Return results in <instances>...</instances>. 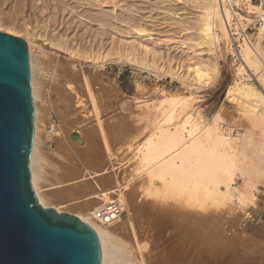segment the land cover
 <instances>
[{
	"label": "rangeland",
	"instance_id": "1",
	"mask_svg": "<svg viewBox=\"0 0 264 264\" xmlns=\"http://www.w3.org/2000/svg\"><path fill=\"white\" fill-rule=\"evenodd\" d=\"M59 2L55 6L49 0H0V23L14 26L23 33L0 32L23 39L28 49L32 45L39 68L35 81L37 106L41 113L37 170L41 175L39 186L43 191L48 187L53 191L50 207L66 205L61 209L63 212L78 214V205L72 202L73 199H84L102 188H115L119 180L120 189L126 196V204H123L126 209L121 221L110 230L119 231V242L132 245L135 264H264V186L258 184L260 179L255 180L256 203L243 205L237 197L214 203L215 200H207L208 196L206 199L204 194L200 196V192L195 196L196 192L193 194L190 188L185 190L171 182L172 186L168 183L166 188L160 180L151 181L149 177L150 182L148 173L140 172L135 152L148 137L157 134L159 128L173 129L187 113L193 114V123L199 127L214 126L219 117L218 128L226 137L237 138L245 133L248 126L241 119L238 107L225 102L227 89L237 82L244 80V83L261 89L253 71L248 70L243 78L238 74V68L243 64L242 56L237 59L228 49L229 41H224L223 52L216 55L220 77L212 84L209 82L210 86L206 79L205 84L201 79L203 83L200 85L201 80H195L194 74L193 80L192 74H188L186 61L190 50L204 48L196 31L200 14L191 3L103 0L106 5L99 7L97 2L92 3L94 0ZM245 3L250 11V0ZM74 8L77 13L86 12L91 18L106 20L104 27L97 28L99 25L92 23L86 30L78 23L80 20L74 19L72 28H77L79 36L90 31L93 35L99 34L98 38L106 42L112 38L127 43L142 41L156 48L160 53L149 59V65L152 64L149 70L110 62L94 66L85 63L83 67L75 62L68 64L70 55L52 42H57L59 34L72 32L68 30L69 24L57 26L68 11H75ZM251 10L257 13V9ZM178 13L182 16L179 17ZM246 17L251 18L248 24L256 25L252 31V43L257 47L261 22L255 15ZM160 21L168 25L157 27ZM177 23L181 24L179 28ZM141 28L152 35L138 37L135 29ZM102 30L106 31L105 34L104 31L101 33ZM262 60L264 62V57ZM169 68L177 69L185 78L191 76L189 80L197 83L194 84L196 88L186 89L179 81L166 76L163 72ZM120 71L130 76L132 83H127V87L119 84ZM166 97L188 100V106L176 109V118L171 124L166 121L171 106L160 105ZM78 99L82 104L77 103ZM53 121L56 129L52 137L49 124ZM76 135L79 141L72 139ZM104 171L107 172L105 176L95 175ZM90 175L96 176L95 179L89 178ZM235 178L234 187L241 189L244 181L237 171ZM118 198L115 196L114 201ZM86 207L88 210L93 208ZM248 213L256 219L254 224L248 223Z\"/></svg>",
	"mask_w": 264,
	"mask_h": 264
},
{
	"label": "bare ground",
	"instance_id": "2",
	"mask_svg": "<svg viewBox=\"0 0 264 264\" xmlns=\"http://www.w3.org/2000/svg\"><path fill=\"white\" fill-rule=\"evenodd\" d=\"M36 1L42 2L44 0ZM49 1L55 4V6L58 5V3L60 4L59 0ZM175 1L178 2V4L191 3V5H193L200 14L197 21L198 29L196 31H198V36L201 40L200 45L204 46V48L190 50V57L186 59L189 66L188 74L189 72L192 74H189L192 76V79L194 74V76L196 77L195 80L199 81L202 79L204 81L206 79L208 81L207 85L209 84V82L210 84H212L216 80H218L221 74L220 68L216 61V55L223 52L225 46L223 48L222 43L230 39L224 26L225 24L223 22L221 12L218 9L217 0ZM95 2L98 3L96 4L99 7L101 5H106L103 0H94V2L92 3ZM84 5L86 4H83V6ZM94 6L96 5L94 4ZM113 6H115V8L117 7L116 5ZM251 8L257 9V13L252 11ZM75 12L76 10L73 11V9L68 11L67 15L64 16V20H62L60 22V25L57 26V28H59V26L62 27L69 24L68 30H71L72 32L65 34L67 32L65 31L63 34H59V37L57 36V38L59 39L56 43L50 41L52 42V44H55V47H58L59 49H61V51L70 55L68 64L75 62L78 63V66L80 65L81 67H83L85 63H91L94 66L100 64L104 65L105 63L110 62L124 65L126 64L141 70H149L152 65L151 63V65H149V59L152 57H157L160 53L156 48H151L146 45V43L144 44L142 41L127 43L122 39L117 40L115 38H112L111 41L110 39H108V41L106 42L103 38H98L99 34L93 35L90 31H86L83 34L81 33V35L79 36V33H76L77 28H72L76 19L77 21L80 20V22L78 23H80V25H83L84 29L86 30H88L87 26H91L92 23L99 25L97 28L104 27L103 25L105 24L106 20L104 22L100 18H91L89 15L87 16L86 12ZM71 14H74L73 19L71 18L73 17V15L71 16ZM177 15L179 17L182 16L181 13H178ZM249 15H255V18H257L261 22L259 28L260 43L258 42L257 47H255L253 43H245L242 46L241 56L243 64L239 66L238 74L243 78L244 73H246L248 70L253 71V75L259 81L261 89L252 84L244 83L243 80L242 82L240 81L236 84L231 85L225 93V102L238 107L241 119L244 121V123L247 124L248 129L246 128L247 130L240 137H226L221 134V130L218 128L217 120L219 119V117L216 118L217 120H215L216 124L214 126L206 125L204 127H199L200 125L198 126L197 124L193 123V114L187 113L184 116L183 121L179 122L176 126H174L173 129L159 128V132L157 134L155 133L152 136L148 137L143 145L137 147V150L135 152H137L138 154V162L141 166L139 168L141 169L140 172H147L149 175L148 179L149 177L152 179H149V181L158 179L164 184L163 186L168 183L169 185L173 183L180 186L181 188L183 187L182 189L185 188V190L186 188H190L189 191L192 190V192H196V194L193 192L195 196L198 194L197 192H200V196L204 194L205 199L206 196H208L207 200H215L214 203H217L218 201L220 203H223L227 198L231 201L234 197H237L238 201L243 205L248 203L253 204L257 200V184H255V180L260 179V182H258V184L264 186V62L262 60V57H264V27H262L264 24V8L262 6L250 4ZM178 16L176 17L178 18ZM67 18L70 19L65 21ZM243 18H245L246 20H251L250 17H240V19ZM165 25L168 24L161 22L157 27H165ZM178 25L181 24L177 23L176 26ZM179 27L180 26H178V28ZM141 29L142 30L135 29L137 30L136 33H138V37L144 38L150 37L152 35H148L144 28ZM0 31H5L14 35L23 33L20 30L18 31L14 26L5 25L2 23H0ZM103 31L104 30H102L101 33ZM105 32L106 31H104L103 33L105 34ZM101 33L100 35L102 36ZM182 44L185 45V43ZM202 49H204V51L200 52V50ZM29 50L33 79H31V85L33 86L32 91L35 104V138L30 165L32 186L39 203L44 208L47 209L53 207L59 213H64L61 209L66 205H51L50 207V198H52L53 196L51 194L53 192H51L52 189H49L48 187V190L43 191V188L39 186V179L41 175L39 176L40 173L38 172L39 170H37V162L40 160L38 158L39 152L37 153V150L38 138L40 133L39 125L41 123V113L39 111V107L37 106L38 95L35 87V81L37 78L36 76L39 72V68L37 69V60H35L36 58H34L33 56L32 45L29 46ZM197 60H201L202 62H195ZM208 61L211 62L208 63ZM166 70L167 69H165V72H163L166 74V76L179 81L183 84V86L187 87L186 89L190 90L192 86L196 88V85L194 84L197 83L195 82L193 84V81L191 82L189 80L191 79V76H189L188 79V77L185 78L184 76H182L181 73L177 71V69H170L168 71ZM68 77L67 79H69ZM202 80L199 81L200 85L201 83H203ZM83 81H85V79ZM83 81L81 83H83ZM205 81L203 84L206 83ZM210 84L208 86H210ZM187 102L183 98L177 99L173 97H166L165 99H162L160 104L161 106H164V104H168L172 108V111L170 110V115L167 116V123L171 124L173 120H175L176 117H174V113L176 112V109L188 106ZM77 103L79 105L82 104L80 100ZM94 104L96 105L95 102ZM149 105L150 103L147 105V107H149ZM139 164L137 163V165ZM114 169H117V167H114ZM236 171L238 172L240 178L244 181V185L241 187V189H237L234 187L236 185ZM106 173L107 172L104 171L103 173H95V175H99L102 177L103 175L105 176ZM91 177H93V175H90L89 178ZM41 181H43L42 178ZM55 185L57 184L55 183ZM116 185L118 186L111 189L108 188L107 190H102L103 188L99 189V187V190L96 193H93L92 195H89L84 199L75 198L72 200V202L76 204V206L78 205V207H81L83 205L85 206L81 208L83 210L78 209L80 212V216H77L97 232L102 246L103 264H135L136 255H134L135 253L132 252L133 249L131 250L132 245L129 246L127 244H123V242H119L120 240L117 239L119 231H111L110 228L113 225L106 226L95 218V210L113 202L115 196H119V198L115 202H119L122 205V208L126 209V206H123V204H126V196L120 189V186L122 185L120 184L119 180L116 181ZM123 187L121 188L124 190L125 187ZM59 188H57L56 190H60ZM92 200L94 201V204L91 203ZM88 205L93 208L90 210L86 209V206Z\"/></svg>",
	"mask_w": 264,
	"mask_h": 264
},
{
	"label": "water",
	"instance_id": "3",
	"mask_svg": "<svg viewBox=\"0 0 264 264\" xmlns=\"http://www.w3.org/2000/svg\"><path fill=\"white\" fill-rule=\"evenodd\" d=\"M31 79L27 43L0 32V264H103L97 232L78 216L44 208L35 195Z\"/></svg>",
	"mask_w": 264,
	"mask_h": 264
},
{
	"label": "built area",
	"instance_id": "4",
	"mask_svg": "<svg viewBox=\"0 0 264 264\" xmlns=\"http://www.w3.org/2000/svg\"><path fill=\"white\" fill-rule=\"evenodd\" d=\"M251 4H256L264 8V0H250ZM218 9L221 12L224 26L229 36L228 49L234 53L237 59L241 57L242 46L246 43L252 44V31L256 25L248 24L245 18L249 11L245 0H217ZM56 123L49 124V133L53 137ZM124 209L119 202H111L95 210V218L106 226L115 225L122 219ZM248 223L254 224L256 219L250 213L247 214Z\"/></svg>",
	"mask_w": 264,
	"mask_h": 264
},
{
	"label": "crops",
	"instance_id": "5",
	"mask_svg": "<svg viewBox=\"0 0 264 264\" xmlns=\"http://www.w3.org/2000/svg\"><path fill=\"white\" fill-rule=\"evenodd\" d=\"M129 78H130V76H129V74L128 73H126V72H124V71H120L119 72V75H118V79H119V84L121 85V87H127V83H132V81H130L129 80ZM96 192V191H95ZM94 192V193H95ZM93 193H91V194H89V195H92ZM88 195V196H89ZM85 197H87V196H85ZM91 203H93L94 204V201L92 200L91 201ZM83 207H85L84 205L83 206H79L78 207V209L80 210L81 208H83ZM87 208V207H86ZM81 210H83V209H81ZM73 215H75V216H77V215H79V213L78 214H73Z\"/></svg>",
	"mask_w": 264,
	"mask_h": 264
},
{
	"label": "trees",
	"instance_id": "6",
	"mask_svg": "<svg viewBox=\"0 0 264 264\" xmlns=\"http://www.w3.org/2000/svg\"><path fill=\"white\" fill-rule=\"evenodd\" d=\"M123 88H124V86H123Z\"/></svg>",
	"mask_w": 264,
	"mask_h": 264
}]
</instances>
